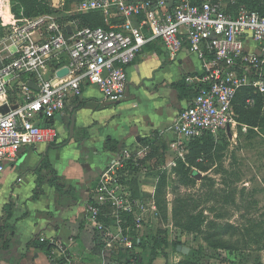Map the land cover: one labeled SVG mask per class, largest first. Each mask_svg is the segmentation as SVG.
Instances as JSON below:
<instances>
[{
	"label": "built area",
	"instance_id": "obj_1",
	"mask_svg": "<svg viewBox=\"0 0 264 264\" xmlns=\"http://www.w3.org/2000/svg\"><path fill=\"white\" fill-rule=\"evenodd\" d=\"M73 12H102L116 21L107 28L86 27L66 13L64 19L43 14L0 25V175L20 161L24 149L58 141L55 121L84 89L92 88L104 102L120 103L129 85L127 68L155 41L172 61L187 52L202 68L186 78L193 96L167 129L178 141L228 135V126L232 132L240 126L238 94L247 87L264 93V16L258 11L225 0H80ZM62 59L67 65L47 77L45 71ZM5 105L9 111L3 114ZM119 162L103 174L88 204V220L95 226L104 205L132 204L117 195L111 179ZM119 241L131 247L128 237ZM52 246V255L64 253L53 241Z\"/></svg>",
	"mask_w": 264,
	"mask_h": 264
},
{
	"label": "rangeland",
	"instance_id": "obj_2",
	"mask_svg": "<svg viewBox=\"0 0 264 264\" xmlns=\"http://www.w3.org/2000/svg\"><path fill=\"white\" fill-rule=\"evenodd\" d=\"M78 2L48 0L45 14L64 19L68 13L75 18ZM4 4L6 17L0 25L23 16L35 17L27 16L22 0H5ZM260 5L264 8V0ZM99 13L104 18L100 27L116 21ZM132 93L137 97L142 94ZM255 126L240 125L231 136L220 133L214 137L213 151L203 152L196 161L205 167L200 169L191 162V142L165 136L167 129L127 148L111 179L117 195L127 197L132 204L122 209L111 203L102 207L95 226V231H100L101 225L106 233L101 246L107 250L101 264H148L155 241L161 247L155 252L154 264L264 263V109ZM182 163L196 180L194 186L183 182ZM194 171L201 173L200 180L193 177ZM187 196L194 200L189 208L185 205ZM195 208L196 214H204L205 221L200 228L188 231V215L194 214ZM121 236L129 238L131 247L120 243ZM142 239L147 241L144 251L139 248ZM213 240L221 244L215 246Z\"/></svg>",
	"mask_w": 264,
	"mask_h": 264
},
{
	"label": "crops",
	"instance_id": "obj_3",
	"mask_svg": "<svg viewBox=\"0 0 264 264\" xmlns=\"http://www.w3.org/2000/svg\"><path fill=\"white\" fill-rule=\"evenodd\" d=\"M66 65L62 59L45 74L50 78ZM201 69L187 52L172 61L155 41L130 66L127 93L120 103L104 102L92 88L71 99L55 121L58 141L24 149L20 161L0 175V264H61L63 258L67 264H101L105 235L97 230L104 238L97 237L87 214L101 177L135 142L171 126L188 102L173 85ZM133 90L142 94L137 97ZM109 139L119 143L118 153L107 149ZM42 157L48 167L39 173ZM54 177L62 192L51 184ZM9 204L10 216L4 210ZM52 241L64 253L52 255Z\"/></svg>",
	"mask_w": 264,
	"mask_h": 264
},
{
	"label": "trees",
	"instance_id": "obj_4",
	"mask_svg": "<svg viewBox=\"0 0 264 264\" xmlns=\"http://www.w3.org/2000/svg\"><path fill=\"white\" fill-rule=\"evenodd\" d=\"M5 0H0V23H2L4 21V18L6 17V9H5V4H4ZM70 1V0H69ZM226 1V0H225ZM234 3L235 6H241V7H245L248 8L250 10H254V11H258L260 12L263 16H264V8L261 7V2L262 0H227V5H231V3ZM22 4L25 6L26 9V14L29 17H33V16H37V15H41V14H45L48 12V3L47 2H38L37 0H22ZM230 7V6H229ZM16 11H19V7H16ZM18 12V13H19ZM75 18H78L80 20V23L83 26L86 27H100L99 25H103L104 26V18L101 15V13L99 12H91L88 14H84V15H78ZM7 22V21H6ZM107 28V27H104ZM129 68H127L128 74H129ZM173 88L175 90H177L178 94H179V98L181 100H186V99H191V97L193 96V91L191 90V88L186 84V78H183L180 82L176 83L173 85ZM249 99H253L254 100V105L253 106H249L247 104V101ZM264 109V93H260L258 91H256L254 88L251 87H247L244 88L237 96L236 98V102H235V111L238 117V122L240 123V125H257L259 118L261 116V112ZM53 122H49L46 123L44 125H50ZM256 127V126H255ZM225 136V135H222ZM214 137L211 135H207L203 138L200 139H196L191 141V144L193 145V154L191 156V162L198 166V168H205L203 167L202 164H198L196 163L197 159L200 157V155L203 152H212L214 145H213V139ZM201 143H203V145H201ZM107 149L111 152L114 153H118L119 152V143L109 139L107 141ZM210 161L212 162V158H210ZM183 164V163H182ZM42 165H44L42 167V169L40 170L39 173L42 172L43 168H47L48 167V162L43 161ZM183 170L182 171V179L183 182L188 185V186H194L195 184H197L196 180H194L189 174V169L186 168V164H183ZM57 179L54 177L52 178L51 184L59 191L62 192V186L57 184ZM190 197L187 196L186 200H185V205L187 208H189L191 206V202H194V200L190 201ZM5 212L7 213L8 216H10L12 214V204H9L5 207ZM196 208H195V213L194 214H189V211L187 212L189 215V219L190 222L186 225V229L188 231H193L197 228H200L202 223H204V214L203 213H197L196 214ZM108 222V221H107ZM213 224V223H212ZM214 227H216V225L213 224ZM232 228L231 226H228V229ZM97 233V237L101 238L103 240L104 235L102 233H100L99 231H96ZM215 237V235H214ZM104 241V240H103ZM213 244L215 246L221 244V241H217V240H213ZM257 244H261V241L258 242ZM263 248H264V244ZM161 247V243H158L157 241H155V244L153 245V255L150 257V260L148 262V264H154L156 261V254L155 252ZM139 248L144 251L147 249V241L145 239L141 240V245H139ZM141 251V252H142ZM62 261L60 262L61 264H66L67 259H61ZM187 264H198L195 262H189ZM258 264H264L262 262H258Z\"/></svg>",
	"mask_w": 264,
	"mask_h": 264
},
{
	"label": "water",
	"instance_id": "obj_5",
	"mask_svg": "<svg viewBox=\"0 0 264 264\" xmlns=\"http://www.w3.org/2000/svg\"><path fill=\"white\" fill-rule=\"evenodd\" d=\"M68 31L71 32V29L68 28ZM0 66H1V62H0ZM66 72H67V70L64 69V70L60 71L58 74H59V76H61V75L65 74ZM29 86H30L31 88L35 89V90L37 89L36 86H35V84L33 83V81H31V82L29 83ZM13 108H16V107H13ZM8 111H9V108H8V106H6V105L1 109V112H2L3 114L7 113ZM227 133H228L229 136H231V134H232L231 126H228V128H227ZM193 177H194L195 179H197V180H200V179H201V173H199V172H197V171H194V173H193Z\"/></svg>",
	"mask_w": 264,
	"mask_h": 264
}]
</instances>
